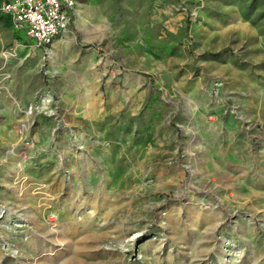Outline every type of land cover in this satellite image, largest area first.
Segmentation results:
<instances>
[{
    "label": "rangeland",
    "instance_id": "374dc122",
    "mask_svg": "<svg viewBox=\"0 0 264 264\" xmlns=\"http://www.w3.org/2000/svg\"><path fill=\"white\" fill-rule=\"evenodd\" d=\"M76 3L0 12V264H264V0Z\"/></svg>",
    "mask_w": 264,
    "mask_h": 264
},
{
    "label": "built area",
    "instance_id": "2783aa9c",
    "mask_svg": "<svg viewBox=\"0 0 264 264\" xmlns=\"http://www.w3.org/2000/svg\"><path fill=\"white\" fill-rule=\"evenodd\" d=\"M75 0H4L0 12L8 15L16 32L48 54V47L68 29Z\"/></svg>",
    "mask_w": 264,
    "mask_h": 264
},
{
    "label": "crops",
    "instance_id": "0c3cea01",
    "mask_svg": "<svg viewBox=\"0 0 264 264\" xmlns=\"http://www.w3.org/2000/svg\"><path fill=\"white\" fill-rule=\"evenodd\" d=\"M75 1H77V0H75ZM74 13H75V11H74ZM73 17H74V14H73V16H72V18H71V22H70V25H69L67 31H66L61 37H59L58 39H56L54 42L61 41L63 38L66 37V34L69 33V30H70V28L72 27V20H73ZM9 20H10V19H9ZM10 22H11V20H10ZM11 24H12V23H11ZM12 28H13V27H12ZM13 30H14V29H13ZM14 32L17 34L18 39H19V41H20V33L16 32L15 30H14ZM20 42H21V41H20ZM54 42H53V43H54ZM25 43H26V42H25ZM28 43H30V42H28ZM34 47H35L36 49L39 48V47H37L36 45H35ZM26 49L29 50V52L26 54V57H29L31 50H30L29 48H26ZM33 50H34V49H33ZM25 52H26V50L24 49V50H22V51L20 52V54L25 53ZM34 54H35V52H34Z\"/></svg>",
    "mask_w": 264,
    "mask_h": 264
},
{
    "label": "bare ground",
    "instance_id": "6f19581e",
    "mask_svg": "<svg viewBox=\"0 0 264 264\" xmlns=\"http://www.w3.org/2000/svg\"><path fill=\"white\" fill-rule=\"evenodd\" d=\"M76 16L78 17V19H80V12H76ZM82 16V15H81Z\"/></svg>",
    "mask_w": 264,
    "mask_h": 264
},
{
    "label": "trees",
    "instance_id": "16d2710c",
    "mask_svg": "<svg viewBox=\"0 0 264 264\" xmlns=\"http://www.w3.org/2000/svg\"><path fill=\"white\" fill-rule=\"evenodd\" d=\"M3 14V13H2ZM5 15V14H4ZM5 16H7V17H9L8 15H5ZM9 19H10V17H9ZM11 20V19H10Z\"/></svg>",
    "mask_w": 264,
    "mask_h": 264
}]
</instances>
